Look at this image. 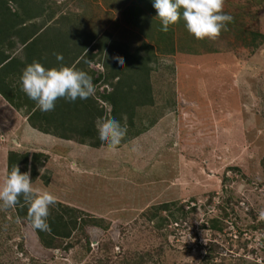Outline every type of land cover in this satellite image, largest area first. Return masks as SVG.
Returning a JSON list of instances; mask_svg holds the SVG:
<instances>
[{
  "label": "rangeland",
  "instance_id": "rangeland-1",
  "mask_svg": "<svg viewBox=\"0 0 264 264\" xmlns=\"http://www.w3.org/2000/svg\"><path fill=\"white\" fill-rule=\"evenodd\" d=\"M20 1L27 2L15 0L16 6ZM32 2L23 5L24 19L41 5L68 14L32 47L50 44L69 60L70 51L108 32L112 40L103 52L99 47L109 38L101 39L97 59H107L120 104L129 98L122 125L134 123L110 152L78 142L98 140L90 129L99 117L95 104L60 98L66 104L49 127L75 137L64 139L33 127L28 114L0 94V184L18 167L34 188L56 196L49 214L70 208L81 220L69 238L48 248L16 206L0 208V264H264V221L258 220L264 209V0H223L222 11L233 20L215 39L203 40L182 18L161 31L152 0ZM2 12L0 39L16 48L23 38L10 30L14 16L11 24ZM146 44L155 55L152 103L140 107L137 100L148 95ZM173 45L174 53L165 52ZM90 68L101 80L98 95L107 68L102 61ZM101 105L110 115V103ZM165 203L169 210L160 214L169 221L159 226L160 218L150 217ZM216 218L221 229L210 226Z\"/></svg>",
  "mask_w": 264,
  "mask_h": 264
},
{
  "label": "clouds",
  "instance_id": "clouds-1",
  "mask_svg": "<svg viewBox=\"0 0 264 264\" xmlns=\"http://www.w3.org/2000/svg\"><path fill=\"white\" fill-rule=\"evenodd\" d=\"M162 31L183 19L187 31L197 40L215 39L233 17L222 11L223 0H152ZM57 60H63L57 54ZM123 65V61H119ZM22 91L36 102L42 112H50L55 102L63 98L68 102L85 101L94 96L92 78L74 66L46 69L38 62L28 65L20 78ZM96 129L98 138L107 150L114 152L126 136L127 128L116 119L100 118ZM23 196L28 206V220L34 230L48 231L49 207L55 205L56 196L32 186L29 173H21L15 167L0 184V208H11ZM258 220L264 221V209L258 213Z\"/></svg>",
  "mask_w": 264,
  "mask_h": 264
},
{
  "label": "trees",
  "instance_id": "trees-1",
  "mask_svg": "<svg viewBox=\"0 0 264 264\" xmlns=\"http://www.w3.org/2000/svg\"><path fill=\"white\" fill-rule=\"evenodd\" d=\"M28 1L29 0H27V2H21L20 1L21 3L18 2V5L16 6L17 3L15 4V0H0V10L3 7V12H2L3 15L5 13H8L7 15L10 16V19H6V20H9L11 22V24H12L13 16H14V19L16 21V22L14 21V27L10 29V30H12V29L15 30L14 32H12L13 35H15V34L21 35L23 29H24V31L31 32V34L33 35L34 33L37 32V28H39V29L44 28V22H43V24L42 23H37V21H35V23H34V21H32V20H34V19L36 20L38 18L43 19L45 9L43 8V6L41 4H44L45 0H30V1H33L32 4H35L36 7H40V5H41V7H40L41 10L39 11V13L33 15V17L24 19V17L22 16V13H23L22 9H24L23 5L25 3H28ZM11 3H12V5H11ZM50 12H51V10H50ZM27 22H33V23H27ZM134 24L137 25V23H134ZM160 30L162 31V26H161ZM0 34H4L3 32L1 33V29H0ZM254 35L255 36H253V39L255 40L257 34H254ZM80 36H82V35H80ZM3 37L0 39V64L2 62H4V60L8 57L5 54V46L3 44L4 42L2 41ZM105 37L109 38L108 42L105 44V46L99 47V48H101L103 50V52H104V50L106 51L109 43L111 42L110 40H112L110 38V35L108 34V32H105L104 35L97 40L96 44L93 45L92 49L93 48H97V46L100 43L101 39L105 38ZM25 40L26 39H23V42ZM11 41H13V40H11ZM25 43H26V41H25ZM87 44L88 43H86V45ZM9 45H12V43H9ZM81 46L83 47V49L84 48L86 49V47L83 46L82 44H81ZM144 46H147V48H145ZM143 47L145 49H147L146 52L144 53L145 55L143 56V59L146 61L145 67H146L147 75L145 77L146 78V82L144 83V85H145V90L148 91V95H147L146 98H144V101H143V98H142V100H139V99L137 100L138 105L139 106L141 105L140 107L148 106V105H150L152 103L151 83H150V76L151 75H150V73L153 71L152 63L154 62V59H155L154 46L146 44V45H142L141 48L143 49ZM48 49L52 50V52H53L52 55H55L54 51H57V47L49 45ZM92 49H90L85 55L82 56V59L80 60L81 62H80L79 65H80V68L81 67L84 68L83 72L87 73L92 78L93 84L95 85V84H98L99 81H101L100 77L96 78L94 76L95 75L94 72H92V73L88 72L87 69H86V66L90 65L91 62H93V60H95L96 57H97V55H96L97 53L95 55H93L94 53H93ZM145 49H143V50H145ZM166 51L168 53H174L175 52V46L173 45V47L171 49L165 50V52ZM137 52L140 53V50H138ZM88 56H89V58L86 60V58ZM41 61L43 62V59ZM84 61H85V64L81 65V64H83ZM100 61H102L104 63V66L107 68V59H105V58H103L101 56L100 57ZM48 63H50V65L53 68L54 67L59 68V66H60V61H58L57 58H56V62H55L54 65L51 62H48ZM78 66L76 67V69L78 68ZM8 67H9V65L6 66L5 68H8ZM107 70H108V68L106 69V73L102 74V78L104 80L108 81V84H110L112 86V89L109 90L108 88H105V90L103 92H101V93L98 91L97 92L98 95H94L92 97H89L87 100L82 101V103H84V105H90L91 106L92 104H95L97 106L96 110L98 111L97 114H98L99 117H97L95 120H93L91 122V124H90V129L93 132V135L90 134L92 137H98L96 124H97L98 119H100V118L116 119V120L120 121V123L122 125L123 121L126 119V118H124V119L122 118V115L125 114V113H122V112L125 109H127L129 104H130V103H128L129 102V98H126L123 101H121V102H124V103H121V104L119 102V99H116V96L114 95V92H115L114 87H115L116 84L112 83V79H111L110 76L108 77L109 74H108ZM6 73L8 74V72H6ZM112 78H113V81H115V80H117L118 77L117 76L115 77L112 74ZM6 79H7L6 76L0 77V94L2 96H4L6 99L11 100L13 102L14 98H13V96H10V94L12 93V91L15 90L17 92L16 93L17 96H18V94L20 96H21V94H23V97L26 99V101L29 104L30 108H33V106H37L35 101L29 99L28 96L25 93H22V90H20L19 88L15 89V87L13 85L11 86L12 83L10 84V80L7 81ZM123 81H124V78L120 79L118 82L122 83ZM120 83L118 85H120ZM19 98H21V97H19ZM59 100H60V98L57 99V101L55 102V108H54V110H52V112H42L37 107V109H35L29 115V122H30V124L33 127L39 129L40 131H42L44 133H52V134H55L56 136L62 137L64 139H75V137L73 135L66 136V135H63V134H57L55 132V130H53L52 126L49 127L50 125H52V123L50 122L51 121L50 118L53 117L55 115V113H57L59 111V109H62L64 107L63 106V107L59 108V106L62 104V102H59ZM101 100H102V102H101ZM88 101L90 103H88ZM141 101H143V102L141 103ZM101 103H104V104L105 103H110V105L112 106V111H111L110 115L108 114V111H106L104 105H101ZM12 105L17 108V106L14 103H12ZM117 111H119L120 113L117 112ZM127 111H128V109L126 110V112ZM132 115L133 114L130 113V118L132 117ZM128 121H129L128 122L129 123L128 127L131 126V123H134L133 120H131V119H129ZM155 123H156V120H154V123H151L147 127L143 128L144 131H138L137 133H134L135 134L134 136L136 137L139 134H142V133L146 132ZM90 141L91 140H88V139L87 140L78 139V142L81 143V144H88V145H91V146H94V147L102 146L99 138H98V140L96 142H94V141L90 142ZM9 160H10V157H9ZM58 205H60V204L58 203ZM15 206L17 207L18 215L20 217L26 218L28 220V206L25 204L22 195H21V197L18 198V203ZM169 206H170V204H166V203L155 206L153 208L154 209V213L152 214V216L150 218L154 219V218H158L159 217L160 218L159 226H162L166 221H169V218L161 216L160 210H162V209L169 210ZM74 212H76V211L74 209H70V208H67V210L63 211L62 213H59L58 211H55V213L49 214V216L47 218V223L49 225V229L50 230H48V231L36 230L38 232V235H39L42 243L46 247H48V248L49 247H53L54 246V241L57 238H69L72 235L73 227H77V225H79L80 221H81V220H77V218L75 217ZM170 215L172 217H174V213H170ZM49 218L51 220H49ZM52 218H54L55 225H54V223L52 221L53 220ZM211 222H212V225H210V226H211L212 229H221V227L217 225V223L219 222V220L217 218L216 219H211Z\"/></svg>",
  "mask_w": 264,
  "mask_h": 264
},
{
  "label": "crops",
  "instance_id": "crops-1",
  "mask_svg": "<svg viewBox=\"0 0 264 264\" xmlns=\"http://www.w3.org/2000/svg\"><path fill=\"white\" fill-rule=\"evenodd\" d=\"M48 7V8H47ZM46 7V10L44 12V17L42 19V24L44 22V28L39 29L37 28V32L34 33L33 35L31 34V32L28 31H24V29L22 30L21 35H19V37H22L23 39H26V43L25 41L20 43V46L15 47H5V54L6 56H8L4 62H2L0 64V77L6 76L7 77V81L10 80V84L11 86L13 85L15 87V89L19 88L20 90H22L21 88V83H20V78L21 75L24 71V69L32 64L34 61L40 63L42 66H44L46 69L49 68H53L50 63H48V56H50V58H57V54L62 55V57L65 60H59V61H65V64L63 65V63H60V67L63 66H68V67H72L74 66L75 68L80 64V60L82 59V56L85 55L88 50L93 47L94 44H96L97 40L99 39V37L101 36V34H98L97 36H95L94 38L90 39V42L85 46L86 49L80 45L78 47V51H70L72 57L69 55V60H66V55H67V51H60V52H54L55 55H52L53 52L52 50L48 49L47 45H38L37 48H35V45L32 47L34 39L38 36H41L42 34H44L46 31H50V27L53 25H58V23L63 19V18H67L68 14L67 12L61 13L60 15L58 14L59 11H57V9H51L48 5ZM51 10V12H50ZM50 13V14H49ZM52 15V16H51ZM74 15V14H73ZM51 17V18H50ZM40 18L34 20L37 21V23H40ZM27 23H31V22H27ZM33 23V22H32ZM72 45V44H71ZM96 53L98 51V48H94ZM98 53V52H97ZM97 57L100 56V54H96ZM93 60V62H91V64H95V65H99L101 66V61L99 59ZM43 59V62L41 61ZM90 65L86 66V69L88 72H94V70L92 71L90 68ZM103 66L104 63L102 62ZM8 68H5L6 66H8ZM54 65V64H53ZM5 66V67H4ZM56 68V67H54ZM83 67H81L80 69H76V70H80L83 71ZM106 71V69H105ZM8 72V74L6 73ZM95 73V72H94ZM93 73V74H94ZM101 73H105L104 71H102ZM106 85H108V82H105ZM105 84L103 83L101 85V87L103 88H108L110 89V86H105ZM95 87L97 86V84L94 85ZM19 90V91H20ZM16 91H12V93L10 94V96H13L14 100L13 102L11 100L6 99L4 96V98L6 99V101L12 105V103H14L17 108L15 107L17 110H20L21 112H26V114H28V118L29 115L35 110L37 109L38 106H33V108L29 107V104L27 103L26 99L23 97V94H21V96L18 94V96L16 95ZM22 93H24L22 91ZM21 97V98H19ZM64 104H66V102L62 103L59 108L63 107ZM82 104V103H81ZM52 112V111H50ZM81 144V143H80ZM85 145V144H84Z\"/></svg>",
  "mask_w": 264,
  "mask_h": 264
}]
</instances>
